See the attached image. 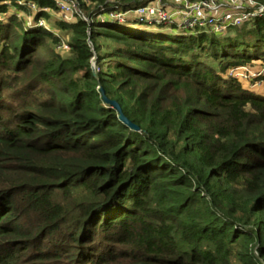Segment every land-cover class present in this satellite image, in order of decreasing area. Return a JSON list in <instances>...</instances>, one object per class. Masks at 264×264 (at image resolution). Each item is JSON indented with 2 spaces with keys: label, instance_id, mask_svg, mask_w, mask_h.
Wrapping results in <instances>:
<instances>
[{
  "label": "trees",
  "instance_id": "obj_1",
  "mask_svg": "<svg viewBox=\"0 0 264 264\" xmlns=\"http://www.w3.org/2000/svg\"><path fill=\"white\" fill-rule=\"evenodd\" d=\"M148 1L0 0V264H264V90L229 73L264 15L185 30Z\"/></svg>",
  "mask_w": 264,
  "mask_h": 264
},
{
  "label": "built area",
  "instance_id": "obj_2",
  "mask_svg": "<svg viewBox=\"0 0 264 264\" xmlns=\"http://www.w3.org/2000/svg\"><path fill=\"white\" fill-rule=\"evenodd\" d=\"M54 1L65 20L71 19L70 16L74 13L80 14L79 0ZM27 5L35 8L32 2ZM138 14L148 20H158L168 27L176 25L185 30L211 28L216 32H223L231 26H241L246 21L264 15V4L259 0H173V6L162 2L145 4L138 10ZM235 69V76L238 77L242 75L240 70L245 68ZM262 76L264 68L254 74L256 78Z\"/></svg>",
  "mask_w": 264,
  "mask_h": 264
},
{
  "label": "rangeland",
  "instance_id": "obj_3",
  "mask_svg": "<svg viewBox=\"0 0 264 264\" xmlns=\"http://www.w3.org/2000/svg\"><path fill=\"white\" fill-rule=\"evenodd\" d=\"M160 2H162L163 4L166 5H171L173 6V0H150L148 1L147 4L149 3H155V4H160ZM260 3L264 4V2L260 1ZM79 10V15L81 16H85L84 12L82 11V9H78ZM59 12V11H58ZM65 16H63L60 12L55 14L54 16H52L53 20L55 19H60V18H64ZM76 13H74L72 16H70L71 19L68 20H75L76 19ZM40 24L43 26H49L47 21H40ZM54 30H56V28L54 27V25H52V27ZM165 28V27H164ZM167 29V27H166ZM58 34L64 36L63 40L64 42L62 43V45L57 47V50L64 56L68 55L69 52V48L68 45L66 44V40H67V36L65 34H62L61 32H58ZM245 69L240 70L242 72V75H239L238 77L235 76V68H231L230 69V75H233L234 77L238 78L241 80V82L244 84V86L248 87V88H252V89H262L264 90V80H257L256 77H254V74H256L258 71H261L264 68V62L261 60H254L251 64L243 66Z\"/></svg>",
  "mask_w": 264,
  "mask_h": 264
},
{
  "label": "water",
  "instance_id": "obj_4",
  "mask_svg": "<svg viewBox=\"0 0 264 264\" xmlns=\"http://www.w3.org/2000/svg\"><path fill=\"white\" fill-rule=\"evenodd\" d=\"M102 92L104 93V91L102 90ZM104 99H105V101L109 104V105H111L113 108H115L117 111H118V113H119V118H120V120L123 122V123H125L126 125H128L130 128H132V129H135V130H138L139 129V127L138 126H136L135 124H133L125 115H124V113H123V111H122V108H121V106L119 105V103L117 102V101H114V100H110V99H108L107 97H104Z\"/></svg>",
  "mask_w": 264,
  "mask_h": 264
}]
</instances>
